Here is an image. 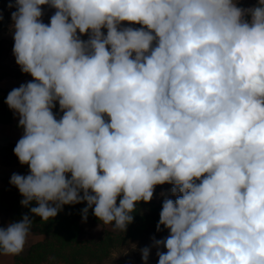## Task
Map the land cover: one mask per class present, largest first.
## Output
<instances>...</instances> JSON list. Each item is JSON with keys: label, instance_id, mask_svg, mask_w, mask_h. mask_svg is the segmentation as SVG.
<instances>
[{"label": "clouds", "instance_id": "1", "mask_svg": "<svg viewBox=\"0 0 264 264\" xmlns=\"http://www.w3.org/2000/svg\"><path fill=\"white\" fill-rule=\"evenodd\" d=\"M45 5L55 9L48 24ZM8 7L15 62L33 78L5 101L23 129L14 154L29 167L10 178L21 205L34 201L30 213L47 222L86 202L85 222L92 209L125 232L139 203L169 184L158 264H264V0ZM32 225L24 215L0 227V257L41 238Z\"/></svg>", "mask_w": 264, "mask_h": 264}, {"label": "rangeland", "instance_id": "2", "mask_svg": "<svg viewBox=\"0 0 264 264\" xmlns=\"http://www.w3.org/2000/svg\"><path fill=\"white\" fill-rule=\"evenodd\" d=\"M254 5L256 4L250 1L242 8H249ZM41 7L44 13L42 20L45 24H48L55 9L47 5ZM15 10V8L9 9L8 2L0 1V12L7 19V28L0 33V73L5 77L14 76L16 80L22 79L29 82L33 78L30 74L22 73L13 55L14 40L11 31V25L13 23L11 12ZM133 26L140 27L139 25ZM82 39H87V36H83ZM171 187L172 185L169 184L156 186L152 202L162 204L165 197L161 193H165L167 198L175 200L176 197L172 196L169 191ZM3 211L9 214L8 211ZM82 225L84 231L81 235V245L86 247L87 251L80 255L77 259L78 261L75 263L52 255H47L43 259L24 258L32 245L43 241L45 238L44 236L36 235L41 238L29 240L24 251L18 255L22 256L20 260L15 256L5 257L4 260H2L4 257H1L0 264H145L141 255V250L145 247L150 249L147 264H158L157 251H166L163 246L157 249L154 245L153 238L156 240L166 238L169 235V230L167 229L161 228V231L157 232V230L147 231L142 228H130L127 226V230L124 232L113 230L112 225L93 223L89 220H86V222L83 221Z\"/></svg>", "mask_w": 264, "mask_h": 264}, {"label": "trees", "instance_id": "3", "mask_svg": "<svg viewBox=\"0 0 264 264\" xmlns=\"http://www.w3.org/2000/svg\"><path fill=\"white\" fill-rule=\"evenodd\" d=\"M8 2V0H0ZM250 2V1H249ZM247 0H243L238 4L239 7H243ZM253 4L257 3V0H251ZM7 28V19L3 16V20L0 21V33ZM106 31V30H104ZM13 89H1L0 88V122L4 124L14 123L16 127L19 121L14 119V111L11 110L5 103L7 95ZM54 114L59 118L62 113L59 111L57 104L53 109ZM23 130V129H22ZM16 144H12L7 147L0 148L2 151H10L14 149ZM6 183V180H3ZM22 195L19 190L13 186L8 185L0 188V209L9 212V219L11 223L20 221L24 215H29L33 220L32 232L35 235L44 236V240L32 245L27 251V255L24 258L28 259H43L47 255L62 258L69 262H77L80 255L85 253L86 247L81 245V235L84 231L82 210L87 207L86 202L75 205H64L62 211H60L54 219H50L47 222L41 220L39 216H34L30 213V207L37 206L33 201L28 207L21 205ZM162 209V204L155 202L144 203L140 202L137 206V211L133 214L134 219L130 228H142L147 231L157 230L156 226L159 222V213ZM87 220L93 223H102L94 215L92 209H89ZM161 228L165 229L163 226ZM18 260L22 256H15Z\"/></svg>", "mask_w": 264, "mask_h": 264}, {"label": "crops", "instance_id": "4", "mask_svg": "<svg viewBox=\"0 0 264 264\" xmlns=\"http://www.w3.org/2000/svg\"><path fill=\"white\" fill-rule=\"evenodd\" d=\"M243 0H238V4ZM248 2L251 0H247ZM27 83L26 80L17 79L14 76L5 77L0 73V88L1 89H14L18 88L21 84ZM15 121H19V115L14 112ZM23 130L16 127L14 123L4 124L0 122V148L7 147L12 144H16L18 140L22 137ZM14 149L10 151H5L0 149V188L12 185L10 184L11 176L16 174L28 175L29 167L28 165H21L18 158L14 154ZM6 180V183L3 182ZM3 210H0V227L6 228L10 223L9 214H5ZM2 258V260H4ZM1 260V257H0Z\"/></svg>", "mask_w": 264, "mask_h": 264}]
</instances>
